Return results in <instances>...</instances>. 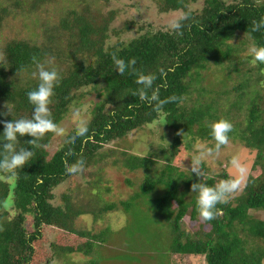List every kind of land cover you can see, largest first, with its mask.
Returning <instances> with one entry per match:
<instances>
[{"label": "trees", "instance_id": "16d2710c", "mask_svg": "<svg viewBox=\"0 0 264 264\" xmlns=\"http://www.w3.org/2000/svg\"><path fill=\"white\" fill-rule=\"evenodd\" d=\"M112 1L0 0V30L8 19L20 18L26 26L23 20L30 15L53 16L52 20L48 16L47 21L40 16L42 27L37 39L9 38L0 49V113H6L7 107L12 110L9 115H0V121L31 118L33 106L27 92L39 82L34 76L37 63L55 67L60 74L49 105L58 125L70 107L90 90L97 91L99 98L90 108L86 137L70 139L73 129L53 153L49 151L55 135L52 132L45 133L37 141L38 146L29 144L33 138L27 134L18 139L17 149L26 147L33 156L17 170L16 177L0 172V264H40L41 260H45L43 264H73L65 260L70 253L85 255L86 264H150L153 260H157L156 264H172L178 256L201 258L203 264H264V94L256 86L258 79L241 80L231 89L239 95L230 103L226 115L218 117L216 111L212 112V104L199 102L206 98L200 96L204 90L195 88L201 71L209 65L231 63L253 39L264 45V28L252 32L254 22L264 19V0H203L198 9L191 8L198 0H151L159 14L181 11L187 15L178 32L145 28L133 18L123 19L122 27L114 28L119 12L106 10ZM38 21L30 26L37 27ZM132 31L130 36L123 35ZM237 38L238 44H234ZM112 54L126 62L134 58L138 71L156 75L153 87L159 88L161 99H177L164 105L163 113L154 111L153 106L131 95L139 87L136 76L116 72ZM192 87L197 90V98L187 108L185 100ZM248 94H252L251 98L244 100ZM244 101L247 111L238 120L239 115L231 114V110L240 111ZM219 118L233 124L229 139L239 140L244 149L254 154L246 185L227 204L217 205L215 219H202L196 229H185V218H201L195 194L191 193V184L200 177L181 171L174 161L189 147L184 142L186 137L199 142L212 140L206 124ZM155 122L165 123L163 126L172 133L167 148L141 156L107 148ZM117 153L122 158L109 160ZM81 158L85 164L80 173L89 178L86 186L57 197L54 191L75 175L65 171L64 161L71 164ZM160 160L165 161L162 166L158 164ZM107 162L142 171L138 190L127 200L115 203L104 199L110 188L102 186L94 170L102 171ZM203 172L202 180L209 185L231 177L225 169L214 174ZM126 182L132 185L130 180ZM144 202L157 221L169 228L166 245L161 247L160 241L147 239L153 250L142 248V239L135 238L136 232L144 229L136 218ZM113 211L133 215L135 220L122 227L111 223L103 226ZM79 219H84L83 224H77ZM49 228L59 233L56 241L65 236L69 242L57 244L48 239L45 231ZM121 231L128 236L120 237ZM73 239L82 241L73 244ZM48 242L49 259L44 255L35 262V254L41 252L38 248L45 251ZM123 248H130V253ZM155 252L160 253L158 258L152 254Z\"/></svg>", "mask_w": 264, "mask_h": 264}, {"label": "rangeland", "instance_id": "374dc122", "mask_svg": "<svg viewBox=\"0 0 264 264\" xmlns=\"http://www.w3.org/2000/svg\"><path fill=\"white\" fill-rule=\"evenodd\" d=\"M226 1L230 2L231 0ZM202 3L203 0H198L196 3L191 5V8L198 9ZM110 9H117L119 12V16L113 23L114 28H121L123 19L133 18L136 20V23L138 25H141L145 28L153 30H167L170 28V21L173 18H177L182 15L181 11H170L169 13L159 14L151 0H113L112 2H110L109 6H106L107 11ZM47 14L43 13L41 15H38L39 17H34V15H30L29 17L23 20L24 23H27L26 26L22 24L20 18L6 20L0 30V49L3 47V45L7 42L9 38H23L26 40L37 39V35L41 33V18H45L47 21V17L51 16V20L53 19L52 14ZM36 21L40 22V24H38L37 27L35 26V28H32L30 25ZM132 34L133 31L125 33L123 35L130 36ZM239 39L240 38L235 39L233 43L238 44ZM249 46L250 44L244 45L243 50L237 52L236 58L233 59L231 63H223L221 65H209L208 68L201 71V76L199 80L200 82L195 85V88H202L204 92L203 95L200 96L202 98L203 96H206V98H200L199 102L204 105L212 104V112L214 113L216 111L215 113L218 117H223L226 115L228 109H230V103H232L236 95H239L238 93L231 91L232 87L236 85L239 81L244 79L255 81L256 79H258V83H256V86H259L260 92L264 94V64H257L252 60L247 51ZM236 75L238 76V79ZM256 86L252 87V89H255ZM196 91L197 90H194L192 87L191 92L186 97L185 106L187 108L191 107L195 99L197 98ZM250 95L252 94H248L247 96H245L244 100H249L251 98ZM98 100L99 98L97 97V91L90 90V92H87L86 95L80 99L77 105H72L70 107L69 113L59 124V126L63 127L66 130V133L64 136H53L51 140V145L49 146L50 153H53L55 149L63 143L65 136L75 128V120L77 119V113L80 118H83L88 121L90 118V108ZM246 107L247 101H244L241 110L236 112L231 110V114H238L239 116L237 117V119L241 120L246 114ZM171 140V131L167 127H164L161 123L155 122L153 124L145 126L144 128L131 132L119 144L111 143L109 146H107V148L109 150L116 149L118 151L122 149L126 150L129 154H136L141 156L148 154L149 152H152L153 154L155 151H160L163 148H167L171 143ZM184 142L188 143L189 147L186 150L183 149V152L179 153V156L177 157V159H175L174 162L175 164L179 165L181 171L191 173V156L198 154L196 146L202 143L212 145V143L215 142L213 140L202 142H199L198 140L192 141L190 137H186L184 139ZM156 155L159 157V152H157ZM253 156V153L248 152L247 149H244L242 147V144L239 140L229 139V143L225 146H222L218 153H213V155L206 157L200 167L202 173H204V170H208V172L205 173L214 174L220 172L221 169H225L228 174L233 176L236 173L235 169L230 164V160L233 157H236L239 159L241 164H243L248 169L249 163L251 162ZM113 158H122V155H115L109 160ZM164 163V160H160L158 164L159 166H162ZM211 169H213V171ZM94 175L98 176V178L103 181L102 186L110 188V191L107 192V194H104V199L108 202L115 203L119 202L120 200H127L135 191L138 190L139 185L143 180V174L141 170L130 171L129 169L121 167L120 165L114 166L110 165L109 163L105 164L104 169L100 172L94 170ZM92 178H94V176ZM88 179L89 178L86 173L75 174L62 185H60L54 191V193L57 197H59L62 193L66 191H73L74 193L77 188L84 189V187L86 186V181ZM126 180H130L132 182V185H128ZM137 211L138 212H136V218L141 220V222L144 224V229L139 234H137L136 232L135 238L139 236L142 239V248L146 249L147 247H149V250H153L149 242L147 241L149 237L151 239L153 238L152 241H160L161 247L163 245H166L164 239L168 233V226L165 224L162 225L157 221L153 210L148 208V204L146 202L142 203L141 206L138 207ZM134 220L135 217L133 215H122L119 212L113 211L112 213L107 215V217L103 221V226H106L108 223H111L113 226L122 227L126 224L127 221L134 222ZM198 221H200V223L203 222L202 218H199L197 221L188 220L187 218H185L183 221L184 224H182V226L185 229L187 228L194 230L199 225V223H197ZM83 222L84 219L77 220L78 225L83 224ZM204 228L206 229L207 225H205ZM45 234L48 239L54 240L56 243L57 241L61 244L69 242V239L65 236L60 237L56 241V236H59V233L53 228H49L48 230L46 229ZM119 236L125 238L126 236H128V234L126 231H121L119 233ZM81 241V239L71 240L73 244H79L81 243ZM49 244L50 243L48 242L45 246V251L42 250L41 247L38 248L39 250H41V252L35 254V262H37L38 259L44 255L45 258L49 259L48 256L49 254H51V247ZM123 249L125 250V252L130 253L131 251L130 248ZM106 252L108 254L111 253V251ZM152 254L154 255V257L157 256L158 258V255L160 253L158 254L157 252H155ZM178 257L179 258H175L172 261V264H203L201 263V258L192 256ZM133 258L135 260L138 259L136 253L133 254ZM65 260L73 264H86V262L88 261L87 257L85 255H82L81 253L67 254ZM44 261L45 260H41L39 261V263L43 264ZM156 261L153 260L150 264H156ZM53 264L65 263L63 261H59L57 263L53 262ZM132 264L136 263L134 262Z\"/></svg>", "mask_w": 264, "mask_h": 264}, {"label": "clouds", "instance_id": "9594fccd", "mask_svg": "<svg viewBox=\"0 0 264 264\" xmlns=\"http://www.w3.org/2000/svg\"><path fill=\"white\" fill-rule=\"evenodd\" d=\"M186 18V14L173 18L170 21V28L178 32ZM262 28H264V19L254 22L252 32L260 31ZM247 51L255 63L264 64V45H259L253 39ZM112 59L115 65L114 70L121 76L126 72L135 74V83L139 87L131 95L153 106V110L157 113H163L164 105L177 99L175 96L161 99L159 88L153 87L156 75L138 71L135 68L136 60L134 58L126 62L124 59L112 54ZM37 69L38 72L34 73V76H37L39 82L34 89L27 92V99L33 106L31 118L21 117L10 121H0V123H3V131L0 132V172L9 174L12 177H16L17 170L22 169L33 156V151L28 150L26 147L17 149L19 138L27 134L33 138L29 140V144L38 146L37 141L45 133L52 132L58 136H64L66 133V130L54 121L49 108L51 98L54 96V89L60 83V74L55 67H45L44 64L40 63H37ZM11 111V108L7 107V112L0 113V115H9ZM88 123L87 120L80 118L77 113L74 132L70 139L75 140L77 137H86L89 131ZM206 127L209 129V135L215 143L213 145L198 144L196 146L198 154L191 156L190 171L195 176L200 177L199 180L191 184V193L195 194L198 215L204 221H211L219 213L217 205L227 204L233 194L243 190L246 185L248 169L241 164L238 158L233 157L230 164L235 169V175L228 179H222L213 185L204 182L200 166L206 157L218 153L222 146L229 143V134L233 131V124L227 119L219 118L207 122ZM84 164L85 161L82 158L71 164L65 160L64 169L69 174H78L83 171Z\"/></svg>", "mask_w": 264, "mask_h": 264}]
</instances>
